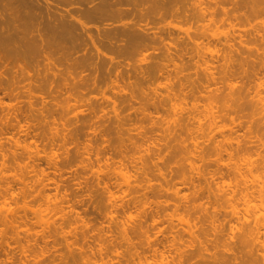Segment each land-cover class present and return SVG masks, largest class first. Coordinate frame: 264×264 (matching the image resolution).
Here are the masks:
<instances>
[{
    "label": "rangeland",
    "instance_id": "obj_1",
    "mask_svg": "<svg viewBox=\"0 0 264 264\" xmlns=\"http://www.w3.org/2000/svg\"><path fill=\"white\" fill-rule=\"evenodd\" d=\"M201 1L174 0L168 5L171 9L168 8L170 9L168 11L164 9L167 13L163 10L165 14L162 16L151 13L150 10L153 8H147L150 14L145 10V16L142 19L147 16L146 20L140 22L144 25L150 18H153L154 22L148 24L149 27L151 26V29L147 30L149 33L148 42H143L145 45H136L137 49H135V45L131 46V42L123 35L110 39L111 36L96 35L95 33V41H93L90 36L78 37L75 34H70L73 36L67 34L62 37L57 36L52 39V42L47 41L46 44L39 38L37 42L40 45L35 46L38 49H28L19 45L17 43L20 40L19 37L16 38L15 43L7 41L4 44L0 36V44L4 45H0V202L7 196L14 210L18 209V213L21 214H16L17 217L27 218L25 225L28 228L24 226V230L30 229L31 231L30 234L26 231L23 232V228L19 231V233L22 232L23 237L27 233V237L29 236L30 239L25 238L31 240L27 252L30 260L23 259L24 253L21 251V244L17 243L22 235L19 234L20 237H17V232L15 233L12 227L7 226L8 223L6 224L4 221L3 224V221H0V264H90L91 262L92 264H148L150 261H161V255L165 261L163 264H214L218 260L216 264L222 261L221 264H252L253 260L251 259L256 256L255 254H257L256 258L258 255L261 258L256 261L257 259L254 257V262L259 263L253 264H264V260H262L264 258L261 256L264 254L262 247L255 250L256 252L254 251L253 257L250 255L247 257L248 254L245 253L247 247L245 248L244 243L243 245L238 242L239 237L242 236L240 235L241 230L236 229L232 237L230 236L232 234L229 229L231 223L237 224L241 228L244 224L229 212L230 209L226 207L222 195L214 194V191H217L215 183H232L235 197H238L243 191L252 193L254 189L238 183L236 171L233 167L228 166L230 163L228 154L221 151L223 154L220 156L221 152L216 146H213V141L210 143L209 136L200 132L199 129L197 130L199 126L195 119L198 116H203L200 114L204 111V101L206 103L208 100L206 94H212L209 91L213 90L218 95L214 94V97L226 98V101L233 93L241 108L239 106L235 108L234 101L230 106H234V109L225 108L227 111L225 110L221 122L227 125L226 133L230 134L234 129L237 131H234L237 135H233L234 133L231 135L236 136V139L240 140L239 143L242 141L241 145L245 147L243 149L240 144L234 143V146L237 144L236 147L241 146L240 152H249L254 156L264 152L262 150L264 147H261V142L255 135L256 132H258L257 134L264 132V122L262 124L263 120L257 119L261 118V114L258 113L257 116L252 112L254 109L258 111L253 98L251 101L249 100L250 95L253 97L252 94L256 92L258 81H264V63H261L262 60L264 61V50L260 49L264 46V36L263 39L260 38L264 31V23H262L264 11L262 14H258L259 12L255 14L256 10L252 8L253 3H250V0H203L204 5L210 2L207 3V9L206 5L202 4L206 13L199 9L201 7L198 4ZM151 3H145V8L146 6L151 7ZM208 6L214 10L208 9ZM252 9L255 10V13ZM211 11L212 16L210 15ZM201 14L209 17V20L213 17L215 21H223L221 23H217V21L214 25V22L211 21L213 19H211V24L209 23L212 27L213 22L214 31L216 25L217 30L220 28L222 32L221 35V32L218 31L220 37L217 36V38L213 34L215 37L213 38L210 32L214 31L210 30L212 28L207 24L209 20L207 17H205L207 20L200 17ZM202 22L207 25H203ZM232 22L239 27L236 24L231 25L232 27L236 26L238 34L236 30L232 31L234 30L230 27ZM99 23L97 21L90 24L100 25ZM206 28H209V33ZM221 28L227 29L226 32ZM230 29L233 32L232 37L227 34V32H231ZM234 32L237 34L236 36L241 33L243 36L236 37ZM246 32L250 34H246L245 39L248 35L247 42L251 43L249 46L245 39H243V43L246 44L245 48L249 46L252 49L253 47L252 50L247 48L248 53H252L250 55H248L247 49L242 48L239 41L232 45L234 40L244 38ZM254 32H256V38H254ZM215 33L217 34V32ZM225 34L233 40L228 39L230 41L226 43L228 40H224L227 38ZM48 35L52 37L51 35L54 33ZM26 36L27 38L20 36L25 40L24 42H27L30 37ZM116 38H121V41ZM256 40L258 42H255ZM204 44H210L211 48L213 47L212 49H216L217 52L215 51L213 56L210 53L205 54L204 49L202 50ZM229 44H231V48H229ZM251 44H258L259 50L257 51ZM235 45H239L237 48L239 51L241 50V53L245 49L243 57V53L240 55L237 48L233 47ZM225 46L228 48L225 49ZM228 49L231 54L228 53ZM234 49L236 54H234ZM223 50L224 53L227 51L225 54L227 57L231 55L232 60L224 57ZM233 54L234 56L238 54V56L233 58ZM239 55L245 65L238 64V62L241 63ZM245 55L247 56L245 60L248 63L251 60L250 64L244 61ZM204 56L211 62L215 78L206 76L207 72L204 69L201 70L200 61ZM248 56L252 59L248 60ZM236 63L240 66L239 68ZM231 65H234L235 69ZM250 65L253 68L248 67ZM243 67L247 73H244ZM179 69L180 71H178ZM228 70L231 72L228 73ZM232 71H236V73H232ZM229 76L230 78H226ZM207 77L211 79L209 80ZM213 79L215 82H211ZM229 81L234 83L230 85ZM167 86L168 88H166ZM207 90L208 93H206ZM169 91L171 95L178 93L179 98L183 100L184 106L182 109L180 108L181 110L179 109L178 113H175L172 109L173 106L170 105L172 101L169 100ZM245 95L249 97L247 98ZM242 98L248 100L246 99L245 102ZM146 99L148 100L146 101ZM239 100L241 101L239 102ZM252 100L255 108L249 106V102L252 104ZM220 101L224 102L225 100ZM241 102L248 104L244 106ZM195 103L199 106L196 109L203 107V110L199 112L202 108L198 111L194 109L196 112L193 113L192 106L194 105L195 108ZM219 104L221 103L219 102ZM246 106L250 109L243 108ZM197 112L200 113L198 116ZM246 113L248 119L244 122L246 117L244 118L243 115ZM241 114H243V118H241L243 120H240ZM252 114L251 120L249 117L251 118ZM172 118L178 123L181 120V125L178 126L176 122L174 123ZM176 118L177 120H175ZM238 121H243V123L240 124ZM117 123L120 124L117 125ZM203 123H206V120ZM203 125H205L203 128H206V124ZM169 127L172 128V131ZM175 135L177 136L175 137ZM231 135L228 137H232ZM217 136L223 138L222 135L217 134ZM193 138L197 141L196 145ZM234 146L233 150L238 152ZM51 150L56 152L55 162L50 157ZM217 157L221 158L217 159ZM192 160H195L194 163L205 170H201V173H205L204 175H200L191 167ZM118 165L125 167L132 175L134 181L131 189L124 185L120 177L116 175L114 168L119 167ZM26 166L29 168L27 169ZM100 166L103 168L101 171L104 172L103 174L98 173ZM232 166L234 165L232 164ZM160 168L164 170L163 176L159 172ZM42 172L46 173L49 179L51 177L50 190L48 189V191L52 197L60 198V200L64 198L68 211V218H61L60 223L58 220L57 222L54 220L55 216L53 217L54 224H61L56 226V229L57 227L60 229L61 226L63 229L62 231L60 229V233H58L59 229L53 231V228L51 231V228H47L45 231L48 236L44 232L42 233L44 236L40 234L44 229H41L42 226L40 228V224L38 225L35 214L29 209H24L26 203L35 205V207L42 206L40 203H44L43 200L41 201V194L38 193L42 191V185L37 182L40 181ZM27 181L30 188L25 184ZM7 186H9L8 190L11 189V193L9 195L6 193V196L2 197L7 192L5 191ZM105 186L115 193L113 198L108 196ZM174 187L184 190L183 192L187 196H185L186 200L183 198L182 201V196L180 201L178 200L179 196L173 192ZM2 204H0L1 207ZM238 204L242 209V203ZM178 209L180 213L184 212L185 214H183H187L194 222L195 234L203 241L201 244L198 243L199 240L197 242L195 239L193 240L195 237L187 229L185 230L178 220L170 219L168 214H175ZM131 216L136 217V220H132ZM66 218V222L63 221ZM54 224L53 226L56 225ZM121 224H125L123 228L126 231L121 229ZM70 229L73 230L70 231ZM66 230L68 231L66 232ZM78 230L81 232L83 230L86 235L82 236L83 234L81 235L80 232L78 235ZM61 232L63 236L65 234L64 237L73 240H69V242L72 241L71 245L77 241L76 237H78L79 243H73L75 248L69 247L68 238L64 239ZM126 236L129 237L127 238L132 244L129 245V241L127 243ZM83 237L85 240H82ZM262 239H264L263 234ZM25 240L21 238L22 242H26ZM236 240H238L237 244ZM234 247L241 249L237 252ZM242 247L244 248L242 249ZM234 254L236 255L234 256ZM86 256L90 258L88 259ZM91 258L93 260H90ZM222 258L224 260L228 258L226 261L229 263L224 262Z\"/></svg>",
    "mask_w": 264,
    "mask_h": 264
},
{
    "label": "bare ground",
    "instance_id": "obj_2",
    "mask_svg": "<svg viewBox=\"0 0 264 264\" xmlns=\"http://www.w3.org/2000/svg\"><path fill=\"white\" fill-rule=\"evenodd\" d=\"M208 1V0H207ZM239 1V0H238ZM147 2H152L151 3V7H147L146 6V8H145V3H147ZM172 2H174V0H0V36L2 37V42L5 44L7 41H9L10 43L11 42H14L15 40H16V38L17 37H19V41L17 42L19 45H21V46H24V47H26V48H31V49H34V48H37V47H35V46H38V45H40V44H38V42H37V40L40 38V39H42V41H45L44 42V44H46V42L47 41H51L52 42V39L53 38H56L57 36H60V37H62V36H64V35H67V34H75L76 36H82V37H84V36H90L91 38H92V40L93 41H95V33H96V35L98 34V35H107V36H111L110 37V39L111 38H113V37H119L120 35H123L124 37H127L128 38V40H129V42H131V46H136V45H138V44H142V45H145V44H143V42L144 43H146L145 41H147V39H149L148 38V36H149V33L147 32V30L149 31V29H151L149 26H148V24H150L151 22H154V20H152L153 18H150V20H148V22H146L144 25L140 22L141 20H143V21H145L146 20V17H145V19L143 18L142 19V17H144L145 15V13L147 12V13H149L147 10V8H153V10L154 9H156V10H150L151 11V13L153 12V13H155L156 15L158 14H160L161 16L163 15V14H165L164 13V11L165 10H170L171 8L168 6L170 3H172ZM184 2V1H183ZM187 2V1H186ZM185 2V3H186ZM203 2V0L198 4L201 8H199L200 10H206L207 9V3H210V2H207V3H205V5H206V9L204 8V7H202V4L204 5V3H202ZM206 2V1H205ZM250 3H253L252 4V8L253 9H255V10H253V13H255V14H257V12H259L258 14H262V12L264 11V9H262V6H264L263 4H264V1L263 0H250L249 1ZM176 3V2H175ZM177 3H178V1H177ZM180 3V2H179ZM235 3V2H234ZM187 4V3H186ZM237 4V3H236ZM174 5V4H173ZM178 5V4H177ZM204 5V6H205ZM174 6H176V5H174ZM180 6V5H179ZM186 6V5H185ZM210 7V8H209ZM261 7V8H260ZM168 8H170V9H168ZM204 8V9H203ZM165 9V10H164ZM184 9H185V7H184ZM208 9H210V10H214L213 8L211 9V6H208ZM145 10H146V12H145ZM164 10V11H163ZM181 10H182V8H181ZM199 10V11H200ZM258 10V11H257ZM173 11V10H172ZM203 11V14L206 12H204ZM207 11H209V10H207ZM212 11L210 12V15L212 16ZM255 11V12H254ZM166 12V11H165ZM167 13V12H166ZM169 13V12H168ZM179 13V12H178ZM183 13V12H182ZM207 13V12H206ZM227 13V12H226ZM150 14V13H149ZM176 15H177V13H176ZM186 15V14H185ZM189 15V14H188ZM202 15V14H201ZM209 15V16H210ZM138 16V17H137ZM155 16V15H154ZM182 16V15H181ZM215 16V15H214ZM257 16V15H256ZM131 17H133V19H131ZM137 17V19L135 20V18ZM159 17V16H158ZM200 17H203V19L205 20L206 18L205 17H207L206 15L205 16H200ZM209 17H207V19H208ZM216 18V17H215ZM154 19L156 20V17H154ZM202 19V18H201ZM200 19V20H201ZM203 19H202V21H203ZM206 19V20H207ZM211 19H213V20H211ZM157 20H158V18H157ZM209 20V19H208ZM210 20L211 21H213L214 22V25H215V22H217V23H221V22H223V21H220V20H217V21H215L214 20V18L212 17V18H210ZM208 21L207 22V24L209 25L208 27H210L211 25V21ZM248 20V19H247ZM100 22L99 24L100 25H91L90 23L91 22ZM264 21V20H263ZM262 21V23H264ZM204 22H206V21H204ZM204 22H202V24L204 23ZM213 22H212V27H210V28H212V29H210V30H212V31H214V26H213ZM159 23V22H158ZM210 23V24H209ZM153 24V23H152ZM206 23L205 24H203V25H207ZM232 24H236V23H230V27H231V29H233L234 28V30H232V31H237V29H235L236 28V26H237V24H236V26H234V27H232L233 25ZM232 25V26H231ZM264 25V24H263ZM218 26L219 27H221L220 26V24H218ZM207 27V26H206ZM216 27V29H215V31L212 33V32H210L207 28H206V31L208 32H210L211 34H212V36H213V34H215V37H217V36H219L220 37V34L218 33V31L219 32H221V30H220V28L217 30V25L215 26ZM238 27V26H237ZM264 27V26H263ZM225 28V27H224ZM223 28V29H224ZM239 28V27H238ZM205 29V28H204ZM222 29V28H221ZM222 29V30H223ZM231 29H230V31H231ZM225 30H227V29H224L223 31L224 32H226ZM53 31V33H54V35H51L52 37H50L48 34L50 33V34H53V33H51ZM205 31V32H206ZM230 32V33H228L227 32V34H229L231 37L233 36V32ZM245 31H248V29H245ZM258 31V30H257ZM256 31V32H257ZM208 32V33H209ZM215 32H217V34L215 33ZM250 32V31H249ZM256 32H254V38H256L255 37V33ZM264 32V31H263ZM262 32V33H263ZM157 33V32H156ZM237 34H238V31L236 32ZM261 33V32H260ZM262 33H261V37L259 36V33H257L258 34V37H260V38H262L263 39V36H264V33H263V35H262ZM112 34H113V36H112ZM219 34V35H218ZM227 34H225L226 36H227ZM232 34V35H231ZM234 34H235V32H234ZM237 34H235V36L237 35ZM246 34H248L247 32L244 34V38H239V39H236V41L234 40V43L232 42V45L233 44H235L237 41H239L240 43V45L242 44V48H245L244 46L246 45L245 43H243L244 41H243V39H245V37H246ZM250 34V33H249ZM248 34V35H249ZM23 36V38H27V36L26 35H29L30 37L28 38V40H27V42H24L25 40L22 38V37H20V36ZM48 35V36H47ZM221 35H222V32H221ZM225 35H223L224 37H226ZM229 35L227 36V38H225L224 40L226 41V40H228V39H230V38H228L229 37ZM247 35V38L245 39V41H246V43H249L248 45L250 46V43L251 42H247V40H249V36ZM251 35H252V33H251ZM70 36H73V35H70ZM151 36V35H150ZM192 36V35H191ZM211 36V37H212ZM238 36H243L242 35V33L240 34V35H238ZM238 36H236V37H238ZM257 36V35H256ZM109 37H107V38H109ZM208 37V36H207ZM214 36H213V38H215ZM222 37V36H221ZM22 38V39H21ZM65 37H63V39H64ZM87 38V37H86ZM101 38V37H100ZM152 38V37H151ZM150 38V39H151ZM218 38V37H217ZM217 38H216V40H217ZM117 40H120V39H118V38H116ZM187 39V38H186ZM209 39H212V38H209ZM235 39V38H234ZM253 39V38H252ZM252 39H251V41H252ZM60 40V39H59ZM65 40H67L66 38H65ZM101 40V39H100ZM105 40V39H104ZM123 40H124V38H123ZM230 40H233V39H230ZM230 40H228V41H226V43H228ZM254 40V39H253ZM260 40V39H259ZM264 40V39H263ZM41 41V40H40ZM54 41V40H53ZM70 41H72V40H70ZM116 41V40H115ZM121 41V40H120ZM188 41V40H187ZM219 41V40H218ZM8 42V43H9ZM56 42V41H55ZM59 42V41H58ZM57 42V43H58ZM84 42V41H83ZM97 42V41H96ZM103 42V41H102ZM119 42V41H118ZM148 42V41H147ZM254 42V41H253ZM253 42H252V44H253ZM255 42H258L257 40L255 41ZM7 43V44H8ZM15 43V42H14ZM42 43V42H41ZM81 43V42H80ZM85 43V42H84ZM87 43V42H86ZM210 43V42H209ZM225 43V42H224ZM260 43V42H259ZM263 43H264V41H263ZM6 44V45H7ZM49 44V43H48ZM105 44H107V43H105ZM130 44V43H129ZM203 44V43H202ZM207 44V43H206ZM206 44H204L203 45V47H202V50L204 49V53L206 54V53H210L212 56L214 55V53H215V51L217 52V50L216 49H212L211 48V45L209 44V45H206ZM212 44V43H211ZM244 44V45H243ZM251 44V45H252ZM0 45H2V44H0ZM9 45V44H8ZM12 45V44H11ZM68 45V44H67ZM225 45V44H224ZM227 45V44H226ZM256 45V46H255ZM258 44H254V45H252V46H254V48L255 49H257V51L259 50L257 47ZM2 46H4V45H2ZM78 46V45H77ZM108 46H110V45H108ZM113 46H115V45H113ZM229 48H231V44H229ZM239 46V45H238ZM237 45H235V46H233L235 49L238 47ZM247 47L248 49L250 48V47ZM261 46V45H260ZM13 47V46H12ZM48 47H49V45H48ZM87 47V46H86ZM139 47H141L140 45H139ZM264 47V46H263ZM263 47H260V49H263L264 50V48ZM9 48V47H8ZM15 48V47H14ZM132 48V47H131ZM134 48V47H133ZM138 48V46H136L135 47V49H137ZM167 48V47H166ZM227 48H228V46H227ZM226 48V46H225V49H227ZM239 48V47H238ZM238 48L236 49V50H238ZM247 48H245V49H247ZM10 49V48H9ZM8 49V50H9ZM30 49V50H31ZM38 49V48H37ZM36 49V50H37ZM77 49V48H76ZM235 49H234V54H236L235 53ZM245 49H243V54L238 50V52H240V55L242 54V57L244 56V53H245ZM248 49L246 50L247 51V53H248ZM251 49V48H250ZM252 49H253V47H252ZM251 49V50H252ZM21 50V49H20ZM35 50V51H36ZM59 50V49H58ZM99 50V49H98ZM185 50V49H184ZM250 50V51H251ZM263 50H261L262 52H263ZM22 51V50H21ZM21 51H19V52H21ZM40 51V50H39ZM120 51V50H119ZM143 51V50H142ZM181 51V50H180ZM226 51V50H225ZM227 51H229V49L227 50ZM227 51H226V53H227ZM256 51V50H255ZM11 53V52H10ZM12 53H13V51H12ZM32 53V52H31ZM36 53V52H35ZM61 53V52H60ZM223 53H224V50H223ZM226 53H224L223 55H224V57L226 56L225 54ZM228 53H230L231 54V52L229 51ZM233 53V52H232ZM247 53H246V55H247ZM256 53V52H255ZM264 53V52H263ZM9 54V53H8ZM18 54V53H17ZM204 54V55H205ZM230 54H228V55H230ZM234 54L232 55V56H234ZM250 54H252V53H248V55H250ZM256 54H259V53H256ZM262 54V53H261ZM7 55V54H6ZM11 55V54H10ZM14 55V54H13ZM12 55V56H13ZM67 55V54H66ZM101 55H103V54H101ZM240 55H239V57H240ZM245 55V57L243 58L244 59V61L245 62H247V64H250V62H251V60H249V59H252V57L250 58L249 56V58H248V60H249V63H248V61H246L245 60V58L247 57ZM56 56V55H55ZM144 56H145V54H144ZM143 56V58H145ZM235 56H238V54L237 55H235ZM235 56L233 57V58H235ZM253 56V55H252ZM263 56H264V54H263ZM75 57V56H74ZM101 57V56H100ZM171 57V56H170ZM3 58V57H2ZM5 58V57H4ZM9 58V57H8ZM172 58V57H171ZM226 58L227 59H230L231 58V55L230 56H226ZM238 58V57H237ZM241 58V57H240ZM10 59V58H9ZM146 59V58H145ZM239 59V58H238ZM247 59V58H246ZM254 59V58H253ZM12 60V59H11ZM36 60V59H35ZM100 60V59H99ZM141 60V59H140ZM172 60V59H171ZM202 61H200L201 62V70L202 69H204L206 72H207V74H206V76H213V78H215L214 77V71L212 70L213 68H212V64H211V62L206 58V56H204L203 57V59H201ZM231 60H232V58H231ZM231 60H229V61H231ZM7 61V60H6ZM15 61V60H14ZM17 61V60H16ZM62 61V60H61ZM66 61V60H65ZM177 61V60H176ZM226 60H225V58H224V62H225ZM229 61H227L228 63H229ZM234 61V60H233ZM240 61V60H239ZM263 61V60H262ZM261 61V63H264V61L262 62ZM9 62H10V60H9ZM22 62V61H21ZM26 62V61H25ZM35 62V61H34ZM92 62V61H91ZM175 62V61H174ZM173 62V63H174ZM199 62V63H200ZM237 62H238V60H237ZM253 62V61H252ZM1 63V62H0ZM4 63H5V61H4ZM11 63V62H10ZM9 63V64H10ZM12 63H14L13 61H12ZM17 63V62H16ZM53 63V62H52ZM96 63V62H95ZM103 63V62H102ZM109 63V62H108ZM228 63H227V65H228ZM8 64V63H7ZM44 64V63H43ZM50 64V63H49ZM226 64V63H225ZM234 64V63H233ZM238 64H243V65H245L244 64V62L242 63V58H241V63H239L238 62ZM246 64V65H247ZM100 65V64H99ZM175 65V64H174ZM180 65V67H181V64H179ZM183 65V64H182ZM226 65V66H227ZM22 66V65H21ZM55 66V65H54ZM177 65H175V67H176ZM233 66V68L235 69V67H234V65H231V67ZM236 66H238L237 65V63H236ZM252 65H250V66H248V67H251ZM264 66V65H263ZM16 67V66H15ZM49 67H50V65H49ZM71 67V66H70ZM183 67V66H182ZM228 67V66H227ZM230 67V68H231ZM240 66H238V68H239ZM242 67V66H241ZM246 67V66H245ZM245 67H243L244 69H243V71H244V73H247L246 72V69H245ZM8 68V67H7ZM22 68V67H21ZM48 68V67H47ZM59 68V67H58ZM102 68H104V67H102ZM176 68H178V67H176ZM200 68V67H199ZM229 68V67H228ZM237 68V67H236ZM251 68H253V67H251ZM2 69V68H1ZM181 69V68H180ZM180 69L178 70V71H180ZM234 69H232V70H234ZM25 70V69H24ZM50 70H52V69H50ZM55 70V69H54ZM58 70V69H57ZM94 70V69H93ZM101 70H103V69H101ZM203 70V72H205ZM237 70H239V69H237ZM240 70H241V68H240ZM248 70H250V69H248ZM247 70V71H248ZM14 71V70H13ZM20 71V70H19ZM79 71V70H78ZM96 71V70H95ZM251 71H253V70H251ZM251 71H249V72H251ZM33 72V71H32ZM40 72V71H39ZM51 72H53V71H51ZM64 72H65V70H64ZM231 72V71H230ZM229 72V70H228V73H230ZM235 73H236V71H234ZM233 71H232V73H234ZM242 72V71H241ZM248 72V73H249ZM254 72V71H253ZM19 73V72H18ZM31 73V72H30ZM37 73V72H36ZM42 73V72H41ZM103 73V72H102ZM7 74V73H6ZM11 74V73H10ZM35 74V73H34ZM49 74H50V72H49ZM80 74V73H79ZM204 74V73H203ZM78 75V74H77ZM85 75V74H84ZM227 75V74H226ZM231 75V74H230ZM1 76V75H0ZM10 76H12V74L10 75ZM31 76V75H30ZM35 76V75H34ZM86 76V75H85ZM84 76V77H85ZM100 76H101V74H100ZM99 76V77H100ZM22 77V76H21ZM48 77V76H47ZM233 77H235V75H233ZM4 78V77H3ZM77 78V77H76ZM208 78V77H207ZM226 78H230V76L229 77H226ZM9 79V78H8ZM22 79H23V77H22ZM21 79V80H22ZM47 79V78H46ZM50 79V78H49ZM52 79V78H51ZM55 79V78H54ZM92 79V78H91ZM209 80L211 79V78H208ZM15 80V79H14ZM45 80V79H44ZM226 80H228V79H226ZM231 80V79H230ZM232 80H233V78H232ZM9 81V80H8ZM11 81V80H10ZM50 81V80H49ZM88 81V80H87ZM86 81V82H87ZM91 81V80H90ZM214 81V79L211 81V82H213ZM34 82V81H33ZM98 82H99V80H98ZM211 82H210V84H211ZM215 82V81H214ZM49 83V82H48ZM52 83V82H51ZM50 83V84H51ZM83 83V82H82ZM228 83V82H227ZM232 83H234V82H230L229 81V84L230 85H232ZM7 84V83H6ZM34 84V83H33ZM49 84V85H50ZM258 85H257V89H256V92H254V93H256V94H252L253 95V97H251V95H250V101H251V99L253 98V100L255 101V104H256V107H257V109H258V111L256 110V109H254V110H252V112L255 114H257V116H258V113L259 114H261V118L259 119V118H257V116H254V118H257L259 121L260 120H263V121H261V123L263 124V122H264V94H263V92H264V81L263 80H259L258 81V83H257ZM87 85V84H86ZM164 85V84H163ZM169 85V84H168ZM77 86V85H76ZM234 86V85H233ZM15 87V86H14ZM59 87V86H58ZM73 88H75V87H73ZM79 88V87H78ZM77 88V89H78ZM85 88V87H84ZM166 88H168V86L166 87ZM3 89V88H2ZM6 89V88H5ZM207 89H208V87H207ZM141 90V89H140ZM167 90V89H166ZM170 91H171V87H170V89H169ZM209 90V89H208ZM208 90L206 91V93H208ZM2 91V90H1ZM68 91H70V90H68ZM77 91V90H76ZM144 91V90H143ZM142 91V92H143ZM170 91H169V94H170ZM81 92V91H80ZM173 92V91H172ZM174 92H176V91H174ZM69 93V92H68ZM209 93H212L211 95H208V94H206L207 96H208V100H206V103H205V101H204V111H202L203 113H199L201 110H203V107H200V108H202V109H200V108H198V109H196L197 107H199V106H197V104H196V106H195V108H194V105L192 106V108H193V110H192V112L193 113H195L194 112V109H196L197 111L199 110V112H197L196 114H197V116L200 114L201 116H202V114H203V118L202 117H200V116H198V117H196L195 118V114H194V118L196 119V121H197V123L199 124H197V126H199V128L197 127V130L199 129V131L201 132H203V133H206L209 137V141L211 140V142L210 143H212V141L214 142V144H213V146H216L217 148H218V150L221 152V151H224V152H226V154H228V159L230 160V163H229V160L226 162V164L228 165V163H229V167L230 168H232L233 167V169H234V171H236L235 173H236V178H237V181H238V183H241V184H243V185H245V186H248V187H252L254 190H253V192L252 193H249V192H245V191H243L238 197H235V190L232 188L233 187V184L232 183H230V182H223L222 184H216L215 183V190H217V191H214L213 189H212V192L214 191V194L216 193L217 195H222L221 197H223L224 198V202H225V205H226V207L228 208V209H230L229 210V212L233 215V216H235L236 218H238V220L241 222V223H243L244 224V226H243V228H241V226H238L237 224H234V223H231L230 225H229V229H230V232L232 233V234H230V236L232 237V235H233V233L235 232V230L236 229H240L241 230V234L240 235H242L241 237H239V241L238 240H236V244L238 243V242H241L242 244L244 243L245 244V248L247 247V250H246V252L245 253H247L248 255H247V257H249V255L250 256H254V254H255V250H259V249H261V247L264 249V239H262V234L264 235V152L263 153H258L256 156H254L253 154H251V153H246V152H240V148H241V143H242V141H241V143H239L240 142V140H237L236 138V136H233V135H237V134H235L234 133V131H235V129H234V131H232L231 133H234L233 135H231V133L230 134H228V133H226L227 132V130H226V128H227V125L225 124V123H223V122H221V120H223V117H224V112H225V108H227V109H229V108H232V109H234L233 107L234 106H232V107H230L231 105H233L232 103H233V101H234V103H235V108H236V106L238 107L239 105V103H237V97H234L233 96V93L230 95L231 97H230V99H228V101H226V98H220L219 97V99L217 98V97H214L213 95L215 94L214 93V91L213 90H211V92L209 91ZM237 93V92H236ZM236 93H234V94H236ZM178 94V93H177ZM176 93H172V95H171V97H170V95H168L169 96V100H171L172 101V104H170V105H172L173 106V110H174V112L175 113H178L181 109H182V106H184L183 105V100H181L179 97L180 96H178ZM9 95V94H8ZM78 95V94H77ZM143 95V94H142ZM157 95V94H156ZM238 95H241V94H238ZM255 95V96H254ZM133 96V95H132ZM144 96V95H143ZM167 96V97H168ZM215 96H218V95H216L215 94ZM243 96V95H242ZM228 97V96H227ZM244 97V96H243ZM245 97H247V95H245ZM249 97V96H248ZM247 97V98H248ZM247 98H245V102L248 100ZM145 99V98H144ZM183 99V98H182ZM225 100L224 102H221L220 100ZM239 99H241V98H239ZM247 99V100H246ZM148 99H146V101H147ZM252 100V101H253ZM236 101V102H235ZM241 100H239V102H240ZM254 101L253 102H251L252 104H250V102H249V106L251 107V108H253L254 107ZM219 102L221 103V104H219ZM241 103H243L244 104V106L246 105V104H248V103H244V102H241ZM158 104H161V103H158ZM163 104V103H162ZM252 105V106H251ZM156 106V105H155ZM248 106V105H247ZM243 107L244 109H246L247 108V110H248V108L249 107ZM240 107V106H239ZM181 108V109H180ZM241 108V107H240ZM255 108V107H254ZM180 109V110H179ZM185 109V108H184ZM183 109V110H184ZM237 109H239V108H237ZM236 109V110H237ZM250 109V108H249ZM224 110V111H223ZM230 110V109H229ZM240 110V109H239ZM227 111V110H226ZM243 111V110H242ZM171 112L173 113V111L171 110ZM234 112V111H233ZM236 112V111H235ZM238 112V111H237ZM171 113V114H172ZM174 113V114H175ZM230 113V112H229ZM119 114V113H118ZM223 114V115H222ZM173 115V114H172ZM226 115V114H225ZM238 116H239V114H237ZM242 115L243 114H241L240 116V120H243V119H241V118H243L242 117ZM115 116V115H114ZM113 116V117H114ZM244 116V118H245V120H244V122L246 121V119H248V117H247V113L245 114V115H243ZM249 116V115H248ZM122 117V116H121ZM121 117H120V119H121ZM175 117H176V114H175ZM174 117V118H175ZM252 117H253V114H252V116H251V118L249 117V119H251L252 120ZM165 118V117H164ZM167 118V117H166ZM253 118V119H254ZM114 119V118H113ZM124 119V118H123ZM180 119V118H179ZM178 119V120H179ZM239 119V118H238ZM167 120V119H166ZM170 121H171V119H169ZM172 120L174 121V119L172 118ZM175 120H177V118L175 119ZM205 120H206V123H203V121L205 122ZM239 120V121H240ZM112 121V120H111ZM163 121H165V120H163ZM168 121V120H167ZM173 121H172V123H173ZM180 121V123H178V121L176 122V121H174V123L176 122V124L179 126V124L181 125V120H179ZM238 121V123H240L241 124V122L243 123V121H241V122H239ZM248 121V120H247ZM113 122V121H112ZM120 122V121H119ZM235 122V121H234ZM114 123H115V121H114ZM165 124L167 123V122H164ZM118 124H120V123H117V125ZM168 124V123H167ZM169 124H170V122H169ZM203 124H206V128H203V127H205V125H203ZM207 124H208V126H207ZM114 125V124H113ZM113 125H111V126H113ZM122 125V124H121ZM171 125V124H170ZM176 125V126H177ZM264 125V124H263ZM169 126V125H168ZM172 126H173V124H172ZM114 127V126H113ZM171 127V126H170ZM170 127H169V129H170ZM165 128H168V127H165ZM174 128H176V127H174ZM111 129V128H110ZM122 129V128H121ZM124 129V128H123ZM172 129V128H171ZM170 129V130H171ZM177 129V128H176ZM206 129V130H205ZM115 130V129H114ZM119 129H118V127H117V131H118ZM167 130V129H166ZM231 130H233V128H231ZM121 131V130H120ZM127 131H128V129H127ZM172 131V130H171ZM170 132V131H169ZM235 132H237V131H235ZM251 132H253V130H251ZM57 133V132H56ZM168 133V132H167ZM173 133V132H172ZM176 133V132H175ZM258 132H256V138L259 140V142H261L260 144L262 145L261 147L263 148L264 147V136H262V134L264 133V132H262V134H257ZM177 134V133H176ZM217 134L218 135H222V139L221 138H219V137H221V136H217ZM228 134V135H227ZM119 135V134H118ZM229 135H231L232 137H228ZM177 135H175V137H176ZM120 137V136H119ZM170 137V136H169ZM193 137V136H192ZM196 136L194 135V138H195ZM123 138V137H122ZM172 138V137H171ZM170 138V139H171ZM174 138V137H173ZM193 138V141L196 139H194ZM238 139H240L239 137H238ZM170 141V140H169ZM238 143V144H240V145H238V147H239V150H238V147H236L237 146V144H235V146H234V143ZM136 143V142H135ZM216 143V144H215ZM194 144L196 145L197 144V141L195 140L194 141ZM138 145H139V143H138ZM135 146V145H134ZM233 146H234V149L236 150V148H237V151L238 152H236V151H234L233 150ZM121 147V146H120ZM215 147V148H216ZM236 147V148H235ZM28 149L30 148V147H27ZM137 148V147H136ZM243 148H245L244 146H242V149ZM215 150V149H214ZM263 151H264V149H262ZM52 151V154H50L51 156V159L55 162L56 161V158H57V156H56V152H54L53 150H51ZM244 151H245V149H244ZM236 152V153H235ZM51 153V152H50ZM40 154V153H39ZM219 154V153H218ZM221 154H223L222 152L220 153V156H222ZM58 155V154H57ZM224 156V155H223ZM49 157V158H50ZM220 159L221 157H217V159ZM223 158V157H222ZM216 159V160H217ZM224 159V158H223ZM52 160H50V161H52ZM52 161V162H53ZM193 161V162H192ZM190 163H191V167L195 170V171H197V172H199L200 173V175H204L205 173H201V170H204V169H202V167H200V166H197V164L196 163H194V161L195 160H192ZM218 161V160H217ZM222 162H224V160H222ZM164 164V163H163ZM231 164V165H230ZM232 164L234 165V166H232ZM54 165V164H53ZM56 165V164H55ZM119 167H117L116 169L114 168V170L116 171V175L117 176H119L120 177V179L122 180V183L124 184V185H126L129 189H131L132 187H133V185H132V183H133V181H134V179H132V175L128 172V170L125 168V167H123V166H120V165H118ZM160 166V165H159ZM162 166H165V165H162ZM114 167H116V166H114ZM26 168L28 169L29 167H27L26 166ZM34 168V167H33ZM100 169H98V173L100 174H103L104 172H101L102 170H103V168L100 166L99 167ZM162 168H160V170H159V172H163L164 170L162 169ZM205 171V170H204ZM203 171V172H204ZM164 173V172H163ZM163 173L161 174L162 176H163ZM46 174V173H45ZM43 172H42V176L40 177L41 179H40V181H37V179H38V176H37V179H36V181L37 182H40L39 184H41L42 185V191L40 190L41 188H40V185H39V190L41 191V192H38V193H40L41 194V201L43 200V204H41L40 203V205H42V206H38V207H35V205H32V204H27L26 203V205H24V209L26 210V209H29V210H31L32 211V213H34L35 214V218H37V223H38V225L40 226V228H41V226H42V228L41 229H44V231L42 230L41 232L40 231H38V232H40V234H42L43 232H44V234L46 233V231L45 230H47V228H51V231L53 230V228H54V230L53 231H55V229H56V226H58L56 223V225L54 224V222L56 221L57 222V220H58V223H60L59 222V220H61L62 221V219L61 218H65V217H67V213H68V211H67V204H65L66 203V201L65 200H63L64 198H61L62 200H60V198L58 199L57 197H52V195H51V193H50V191H48V189L50 190V186H49V181H51V177H50V179L48 178V175L46 174L45 175ZM165 175V174H164ZM24 176V175H23ZM22 176V177H23ZM46 176H47V178H46ZM21 177V178H22ZM24 177H26V176H24ZM102 177V176H101ZM102 179V178H101ZM25 181H26V179H24ZM39 180V179H38ZM24 182V181H23ZM100 183V182H99ZM121 183V184H122ZM25 184L26 185H28V188H30L29 187V184H28V181L27 182H25ZM38 184V183H37ZM37 184H36V187H37ZM35 185V184H34ZM8 187L9 186H7L6 187V189H5V191H7V192H5V194H3L2 195V197H5L6 196V193L9 195L10 193H11V189L10 190H8ZM105 187H107V186H105ZM131 187V188H130ZM127 188V189H128ZM171 188V187H170ZM211 188H213V186H211ZM38 190V191H39ZM106 190H108L107 192V194H108V196L110 197V198H113L114 197V192H112L111 190H109V187H107L106 188ZM172 190H173V188H172ZM26 191H27V189H26ZM125 191V190H124ZM184 191V190H183ZM182 191V189L180 188V187H174V190H173V192H174V194H176L177 196H179V197H177V198H179L178 200L180 201V198H181V196H182V201H183V198H184V200H186L185 199V193ZM125 192H127V190L125 191ZM26 193V192H25ZM39 194V195H40ZM123 194H125L124 192H123ZM39 195H38V197H39ZM175 195V196H176ZM217 195H215V196H217ZM184 196V197H183ZM124 197V196H123ZM187 197V196H186ZM40 198V197H39ZM189 199V198H188ZM237 200H239V202H241L242 203V205H243V207H242V209L240 208V206H239V202H237ZM40 201V200H39ZM3 203V204H2ZM0 204H2V207H1V205H0V221H3V224H4V221L6 222V224L8 223L9 225H7V226H10V227H12L13 228V231H15V233H16V235H18L17 237H20V235L19 234H21L22 235V232L21 233H19V231H20V229L21 228H23L24 226L26 227V225L25 224H27L26 223V219L27 218H25V217H21V216H18L17 217V215L16 214H20V213H18V209L16 210V208H15V210H14V208L12 207V205H11V203H10V201L7 199V196L4 198V200H2V202H0ZM39 205V204H38ZM37 206V205H36ZM5 211V212H4ZM177 211V210H176ZM142 212V211H141ZM4 213H6V214H4ZM184 212H182V213H180L179 212V209H178V211L177 212H175V214H172L171 215V213L170 214H168V215H170V219L171 218H175L176 219V221L178 220L181 224H182V226H184L183 228L186 230H188V232L190 233V234H192L193 235V237H195V238H193V240L195 239V241L197 242V240H199V242L198 243H202L203 241H201L200 240V238L198 237V235H196L195 233V230H196V227H195V224H194V222L188 217V215L186 214V215H184L183 214ZM25 214V213H24ZM143 214V213H142ZM141 214V216H143ZM21 215V214H20ZM22 216H24V215H22ZM55 216V217H54ZM56 216H59L60 217V219H59V217H57L56 218ZM27 217V216H26ZM53 217L55 218L54 220H53ZM132 217V216H131ZM130 217V218H131ZM68 218V217H67ZM67 218L65 219V220H63V221H65L66 222V220H67ZM2 219V220H1ZM171 220H173V219H171ZM173 221H175V220H173ZM178 222V223H179ZM64 223V222H63ZM81 223V222H80ZM53 224L55 225V226H53ZM180 224V225H181ZM61 225V224H60ZM59 225V226H60ZM122 226V230L123 231H126L123 227V225H125V224H121ZM51 226H53V227H51ZM63 226H61V231H62V228ZM83 227V226H82ZM26 228H28V227H26ZM41 229H39V230H41ZM59 228L57 227V229H56V231L58 230ZM60 229L57 231L58 233H60ZM76 229H78L77 227H76ZM79 229H81V228H79ZM50 230V229H49ZM48 230V231H49ZM73 230V229H72ZM71 229H70V231H72ZM74 230H75V228H74ZM83 230H84V227H83ZM82 230V232L80 231V230H78L77 231V233H78V235H82V236H85L86 234H85V232ZM122 230H121V232H122ZM239 230V231H240ZM24 231H26L28 234H30L31 233V231H30V229L28 230V229H26V230H24V228H23V232ZM68 230H66V232H67ZM70 231H69V233H70ZM76 231V230H75ZM75 231H73V233L75 232ZM30 232V233H29ZM63 232H64V230H63ZM79 232H80V234H79ZM27 233H25L26 234V238H29L30 239V237L28 236L27 237ZM33 233V232H32ZM50 233V231L48 232V234ZM53 233V232H52ZM62 233V232H61ZM65 233V232H64ZM76 232H75V234H77ZM87 233V232H86ZM123 233H126V232H123ZM122 233V234H123ZM39 234V233H38ZM44 234H42V236H44ZM56 234V233H55ZM68 234V233H67ZM66 234V235H67ZM71 234H72V232H71ZM85 234V235H84ZM5 235H6V232H5ZM32 235V234H31ZM30 235V236H31ZM126 235H128V234H126ZM46 236H48L47 235V233H46ZM62 236H63V233H62ZM61 236V237H62ZM64 236H65V234H64ZM63 236V237H64ZM69 236V235H68ZM70 236H72V235H70ZM73 236H74V234H73ZM72 236V237H73ZM77 236V235H76ZM81 236V237H82ZM25 237H23V235L19 238V242H22L21 241V238H24V240L26 239ZM75 237V236H74ZM73 237V238H74ZM123 237V236H122ZM125 237V236H124ZM128 236H126V238H127ZM149 237V236H148ZM177 237V236H176ZM175 237V239H176V241H177V238ZM65 238H68V237H64V239ZM125 238V239H126ZM129 238V237H128ZM127 238V239H128ZM150 238V237H149ZM64 239H62V240H64ZM76 239H77V243H79V241H78V237H76ZM75 239V240H76ZM81 239V238H80ZM88 239V238H87ZM126 239V240H127ZM174 239V240H175ZM238 239V238H237ZM241 239V240H240ZM18 240V239H17ZM23 240V239H22ZM69 240H72V239H67V241H68V243L70 244V246L69 247H73V243L75 244L76 242L74 241L73 243H72V245H71V243L70 242H72V241H70L69 242ZM82 240H85V237H83L82 238ZM173 240V241H174ZM26 242H22V243H19V242H17L18 244H21L20 245V248H21V251H23L22 253H24L23 254V259L24 258H27V259H29V256H28V254H27V252H28V249H29V246H30V244H31V240L29 241V240H25ZM128 241H129V239L127 240V243H128ZM238 241V242H237ZM243 241V242H242ZM64 243V242H63ZM173 243H175V241L173 242ZM172 243V244H173ZM83 244V243H82ZM129 245L130 244H132V242L130 243V241H129V243H128ZM134 244V243H133ZM243 244V245H244ZM65 245V244H64ZM77 245V244H76ZM85 245V244H84ZM241 244L239 243V246H240ZM242 245V246H243ZM78 246V245H77ZM131 246H133V245H131ZM236 246V245H235ZM239 246H236V247H239ZM81 247V246H80ZM79 247V248H80ZM85 247V246H84ZM83 247V248H84ZM236 247H234L235 249H236ZM254 247H255V249H254ZM257 247V248H256ZM73 248H75V247H73ZM244 247H242V249H243ZM72 249V248H71ZM239 249H241V248H239ZM239 249H236L237 250V252H239L238 250ZM86 250V249H85ZM80 251H82V250H80ZM79 251V252H80ZM235 251V250H234ZM248 251H249V253H248ZM255 251V252H254ZM68 252V251H67ZM258 252V251H257ZM69 253V252H68ZM67 253V254H68ZM82 253V252H81ZM84 253H86V252H84ZM234 253V252H233ZM251 253V254H250ZM80 254V253H79ZM87 254V253H86ZM232 254V253H231ZM25 255V256H24ZM71 255V254H70ZM75 255V254H74ZM76 255H77V253H76ZM76 255H75V257H76ZM161 255V254H160ZM226 255V254H225ZM233 255V254H232ZM236 254H234V256H235ZM237 255H238V253H237ZM243 255V254H242ZM256 256H254L255 258L257 257V254H255ZM68 256V255H67ZM79 256V255H78ZM85 256V255H84ZM87 256H88V254H87ZM86 256V257H87ZM162 256V258H161V263L160 264H163L165 261H164V259H163V255H161ZM223 256V255H222ZM260 255H258V258H261V257H259ZM263 258H264V254H262L261 255ZM73 257V256H72ZM81 257V256H80ZM83 257V256H82ZM219 257V256H218ZM231 257V256H230ZM233 257V256H232ZM253 257V258H254ZM85 258V257H84ZM88 259L90 258V257H87ZM240 258V257H239ZM242 258H243V256H242ZM245 258V257H244ZM251 259V260H253L252 262L253 263H259V262H256V261H258V258H256L257 260L254 262V260L255 259ZM22 259V260H23ZM26 259V260H27ZM74 259V258H73ZM218 259V258H217ZM223 259V258H222ZM226 259H228V258H226ZM226 259L224 260V262H228L229 263V261H226ZM232 259V258H231ZM234 259V258H233ZM247 259V258H246ZM249 259V258H248ZM30 260V259H29ZM90 260H93L92 258L90 259ZM245 260V259H244ZM251 260H250V262H251ZM262 260H264V259H262ZM261 260V261H262ZM89 261V260H88ZM219 261V260H218ZM218 261H215V263L214 264H216V262H218ZM260 261V262H261ZM90 262V261H89ZM94 262V261H93ZM223 262V261H222ZM221 262V263H222ZM249 262V261H248ZM221 263H219V264H221ZM246 263V262H245ZM252 263V264H253ZM90 264H92V262L90 263ZM94 264V263H93ZM231 264V263H230ZM234 264V263H233ZM240 264V263H239Z\"/></svg>",
    "mask_w": 264,
    "mask_h": 264
},
{
    "label": "clouds",
    "instance_id": "obj_3",
    "mask_svg": "<svg viewBox=\"0 0 264 264\" xmlns=\"http://www.w3.org/2000/svg\"><path fill=\"white\" fill-rule=\"evenodd\" d=\"M103 187V186H102ZM104 188V187H103ZM132 220H136V217H132ZM138 222V221H137ZM119 255V253H117ZM148 264H160V261L156 260V261H150L148 262Z\"/></svg>",
    "mask_w": 264,
    "mask_h": 264
}]
</instances>
